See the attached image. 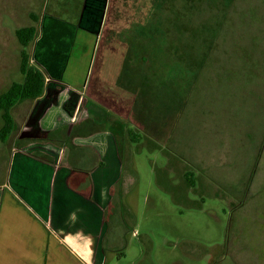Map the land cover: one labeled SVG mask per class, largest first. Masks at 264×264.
Returning <instances> with one entry per match:
<instances>
[{
    "label": "rangeland",
    "instance_id": "obj_1",
    "mask_svg": "<svg viewBox=\"0 0 264 264\" xmlns=\"http://www.w3.org/2000/svg\"><path fill=\"white\" fill-rule=\"evenodd\" d=\"M52 1L0 0V94L23 79L16 30L34 23L30 11L39 21L51 14ZM163 1H154L167 16L153 9L152 48L131 58L152 72L138 101L148 121L135 123L132 172L112 182L103 205L106 264H264L263 67L239 56L253 45L263 52L264 0H186L180 14L185 0ZM114 54L102 51L104 70ZM9 151L0 140V182ZM174 170H191L194 189Z\"/></svg>",
    "mask_w": 264,
    "mask_h": 264
},
{
    "label": "crops",
    "instance_id": "obj_2",
    "mask_svg": "<svg viewBox=\"0 0 264 264\" xmlns=\"http://www.w3.org/2000/svg\"><path fill=\"white\" fill-rule=\"evenodd\" d=\"M154 1L53 0L52 13L40 17L33 53L45 91L13 111L17 130L0 182V264H106L103 205L112 182L132 172L127 130L139 140L135 123L148 121L138 101L152 72L147 60L131 58L153 46ZM161 5L156 19L167 16ZM102 51L117 52L115 68L104 70ZM187 172L192 178L191 170L176 173L194 189Z\"/></svg>",
    "mask_w": 264,
    "mask_h": 264
},
{
    "label": "trees",
    "instance_id": "obj_3",
    "mask_svg": "<svg viewBox=\"0 0 264 264\" xmlns=\"http://www.w3.org/2000/svg\"><path fill=\"white\" fill-rule=\"evenodd\" d=\"M193 2L184 1L183 4L178 8L180 14L181 7L184 9L185 5H192ZM185 11V10H184ZM31 18L34 21L33 24L22 26L16 30V36L22 46L21 50V64L20 71L23 75L21 81H14L9 88L0 94V113L3 119V124L0 128V140L2 142H8L15 131L17 130V123L13 114L15 106L25 100H34L42 96L45 91L46 76L45 73L37 66L31 63V52L30 47L33 45L36 37L39 34V15L36 13H31ZM225 23V22H224ZM264 25V17H263ZM223 28V27H222ZM252 37V38H251ZM248 40L251 39L254 42L258 41V34L251 35ZM258 43V42H257ZM241 44V43H240ZM263 44H264V26H263ZM253 45V43H252ZM247 46V45H246ZM245 52L240 51L239 56L242 59L247 58L251 61L252 65L258 66L259 62H262L263 67V84H264V45L263 52L257 51V46L253 45L250 49H244ZM264 94V86H263ZM127 135L129 139L136 142L138 133L131 129L127 130ZM104 163L101 161V165ZM190 172H187L185 178L194 186V181L189 177Z\"/></svg>",
    "mask_w": 264,
    "mask_h": 264
}]
</instances>
